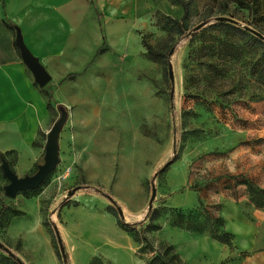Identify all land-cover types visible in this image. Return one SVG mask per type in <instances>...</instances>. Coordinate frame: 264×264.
<instances>
[{
    "label": "rangeland",
    "instance_id": "obj_1",
    "mask_svg": "<svg viewBox=\"0 0 264 264\" xmlns=\"http://www.w3.org/2000/svg\"><path fill=\"white\" fill-rule=\"evenodd\" d=\"M188 1L189 15L183 20V9L178 3L138 0L135 31L130 20L121 21L116 30H110L113 23L109 28L98 14L101 41L92 56L105 54L107 59L119 61L111 81L112 86L116 85L115 97H109L111 86L105 81L101 91L108 85L107 89L101 95L94 93L101 99L100 116L95 118L101 128L108 126L104 125L107 118L121 125L113 140L116 155L110 180L85 181L80 168L75 179L69 173L62 177L61 169L55 166L38 191L27 194L18 191L10 197L4 193L8 179L0 160V242L23 264H117L103 258V249L101 253L89 250V245L83 243L93 239L92 218L96 221L103 218L101 225L105 232L114 236L105 222V214L110 213L103 205L106 202L114 207L115 216H119L117 208H121L124 221L146 223L153 186L155 197L151 205L160 211L155 221L160 228L146 233L155 247L163 249L171 245L174 252L172 240L211 237L209 231L218 223L211 226L210 217L222 218L217 228L229 232V220H226L229 207L235 209L238 205L252 220L253 211H264V206L258 208L251 201L246 186L238 184L233 189L232 184L241 178L229 180V175L239 174L230 169V164L236 161L240 166L239 158H242L251 177L240 176L250 178L256 186L264 184V86L251 72L261 47L248 37L215 24L217 16H227L236 25L249 26L264 34V0H246L253 9L232 0ZM166 19L179 20L184 35L174 33L169 38L163 28ZM200 23L204 24L195 29ZM143 42L160 51L169 49L172 81L167 64L146 57ZM229 45L234 48L232 55ZM110 70L114 68L91 60L74 76L103 77ZM82 85L81 81V91ZM84 96L90 98L88 94ZM43 97L46 103L47 98ZM107 132H100L98 138L107 140ZM173 155L177 158L163 170ZM9 159L12 160L11 155ZM107 164L104 163L98 175L109 176ZM36 170L37 167L31 174ZM72 189L75 190L69 195ZM229 202L237 205L234 207ZM171 208L189 213L192 223L201 227L202 235L174 225ZM44 219L56 227L66 254L52 238ZM134 243L137 255L146 258L149 253L139 252L141 246ZM7 255L0 248V264H10ZM243 255L217 264H238ZM118 259L119 264H128L123 251Z\"/></svg>",
    "mask_w": 264,
    "mask_h": 264
},
{
    "label": "crops",
    "instance_id": "obj_2",
    "mask_svg": "<svg viewBox=\"0 0 264 264\" xmlns=\"http://www.w3.org/2000/svg\"><path fill=\"white\" fill-rule=\"evenodd\" d=\"M137 9L138 0H0V152L14 151L12 169L18 176L31 175L42 163L47 133L60 116L56 108L59 104L65 114L57 138L56 166L61 169L62 177L69 173L75 179L80 168L85 181L102 183L110 180L116 155L113 140L121 125L107 118L104 125L108 126L101 128V123L95 119L100 116L101 99L94 93L101 95L109 85V97H115L116 85L112 86L111 81H114L119 61L107 59L105 54L92 56L101 41L98 14L109 28L113 23L110 30H116L121 21L130 20L135 31ZM7 22L15 29L12 30ZM17 31L25 47L49 74L45 85L55 97V115L49 113L40 86L34 85L33 76L16 47ZM91 60L104 67L109 65L114 70L103 77H67L69 73H79ZM81 81L82 91L79 87ZM102 81L108 85L101 91ZM103 131H108L107 140L98 138ZM239 159L240 166L232 161L230 169L251 177L242 158ZM105 162L108 163L106 171L109 176L106 173L100 176L98 172H102ZM260 187L264 188V184ZM104 204L107 209L108 203ZM109 212L105 214V222L114 236L105 232L101 225L103 218L97 221L92 218L93 239L83 243L89 245V250L100 252L103 249V258L111 263L119 264L118 255L123 251L128 264H145L149 255L146 258L137 255L135 241L118 229L115 215ZM252 214L253 220L248 219L238 205L235 209L229 207V219L226 217V220H229V232L234 236L229 245L206 235L183 237V240H172L171 243L185 264H217L235 255L238 257L240 253L244 255L238 264H264V211H253Z\"/></svg>",
    "mask_w": 264,
    "mask_h": 264
},
{
    "label": "trees",
    "instance_id": "obj_3",
    "mask_svg": "<svg viewBox=\"0 0 264 264\" xmlns=\"http://www.w3.org/2000/svg\"><path fill=\"white\" fill-rule=\"evenodd\" d=\"M172 3H178L181 5L183 9V15L182 19L185 20L189 15V1L188 0H170ZM235 2H238L242 6L247 5L249 8L253 9L252 5H249V3L246 0H232ZM231 18V17H230ZM235 22H230L226 20H217L215 23L216 25L223 27L225 29H228L230 32L236 33L238 35H242L244 37H248L252 40L254 45H258L261 47V53L258 57L255 58L254 62L251 65V72L253 74H256L261 84L264 86V41L261 40L258 36L253 34L250 30L246 29L245 26H239L234 24ZM7 25L14 30L15 26L8 23ZM163 28L168 31L169 38L173 37L174 33H179L180 35H184V26L179 20H169L166 19ZM258 31V30H257ZM261 33V32H260ZM264 35V34H263ZM143 45L146 49V57L149 60L155 61V62H161L163 64L168 65V56H169V49L166 51H160L156 48H154L152 45L143 42ZM17 49L18 46L16 45ZM228 48V47H227ZM19 50V49H18ZM234 51V48L232 45H229V55H232ZM74 76V73H69L67 75L68 78H71ZM35 86H38V84L35 82ZM39 91L47 98L46 101V107L49 110V113L55 115V108L53 106L52 102V92L47 87V85L42 86L39 88ZM56 108L60 111V116H62V107L61 105H56ZM234 114V112L232 113ZM56 121V120H55ZM12 156V160L9 159V156ZM177 158L176 155H173L168 161L164 164L163 170L167 168V166L172 163ZM5 159L9 165V167L12 169V163L15 159L14 151H6L5 153L0 152V160ZM13 170V169H12ZM238 178L240 180L237 181V183H233L232 187L233 189L236 188L238 184L246 186L247 193L250 195L251 201L254 203V205L258 208H262L264 206V188L260 186H256L252 183L250 178H246L243 176L235 175H229V180L231 178ZM47 178L43 180V182L33 189H27L24 191H21L22 193H29V192H36L38 191L41 186L46 182ZM234 180V179H233ZM238 187V186H237ZM115 205L117 204L112 198L110 199ZM107 209L114 212V207L112 205H108ZM171 211L173 212V221L172 223L176 226L186 227L196 235H202L203 231L201 230V227L199 225H195V223H192V219L189 216V213H186L181 208H171ZM160 216V211L156 207H151L147 214L145 219L147 222L145 223L144 220L136 221V222H126L121 216L116 215V223L117 225L123 229L137 244H139L140 250L139 252H148L149 256L145 260V264H185V262L179 257V255L173 251V247L171 245L164 246L163 249L155 247L152 243V241L147 236V231L154 230L160 228V225L158 223H155L156 219ZM211 218V226L213 225V222H217L218 226L214 227L212 226V229L209 231V235L226 244H231V237L232 233L224 231V230H218L217 227H219L222 224V218L220 217H210ZM44 224L49 228L52 238L58 242V239L60 238L59 232L57 231L56 227L52 223H50L47 219H44ZM208 233V232H207ZM61 243L64 246L63 241L61 240ZM64 254L65 253V247H64ZM6 261L10 264H19V262L16 260L15 257H12L10 255L6 256Z\"/></svg>",
    "mask_w": 264,
    "mask_h": 264
},
{
    "label": "water",
    "instance_id": "obj_4",
    "mask_svg": "<svg viewBox=\"0 0 264 264\" xmlns=\"http://www.w3.org/2000/svg\"><path fill=\"white\" fill-rule=\"evenodd\" d=\"M216 20H226L230 22H236L233 18L227 16H217ZM204 23H200L195 26V29L200 28ZM246 29L250 30L253 34L258 36L264 41V35L254 28L245 26ZM15 43L18 46L21 58L27 68L30 70L34 81L40 86H44L49 80V74L46 69L40 63L39 59L35 57L24 45L20 33L17 31ZM168 75L170 80L173 79L172 69L170 63H168ZM63 113V112H62ZM65 119V114L63 113L60 118L53 122L51 125L46 138L45 152L43 157V163L37 166V170L31 175L18 176L8 165L5 159H1V169L4 176L8 179V183L4 185V193L7 196H14L18 191H24L27 189H33L39 186L43 180L46 178L47 174L56 166L58 162V151H57V138L61 128V125ZM75 189L70 190L69 195L73 194ZM155 197V187H152L150 201L148 209L152 207V200ZM119 216L122 217V210L120 207L117 208ZM59 247L61 252H64V246L61 243V238L58 239ZM0 248L4 249L8 255L15 257V254L7 247H5L0 242ZM16 260L23 264L18 258Z\"/></svg>",
    "mask_w": 264,
    "mask_h": 264
}]
</instances>
